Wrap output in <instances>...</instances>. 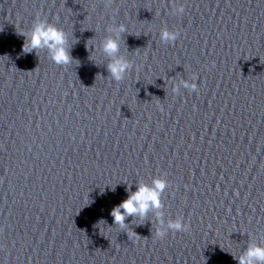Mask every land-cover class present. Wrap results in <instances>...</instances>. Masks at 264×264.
<instances>
[{
  "label": "clouds",
  "instance_id": "9594fccd",
  "mask_svg": "<svg viewBox=\"0 0 264 264\" xmlns=\"http://www.w3.org/2000/svg\"><path fill=\"white\" fill-rule=\"evenodd\" d=\"M177 38L176 33L169 32L167 30L161 33V39L165 41H172ZM66 43L65 34L62 30L43 23L35 25L31 32L28 47L31 49H37L47 47L52 53V59L56 64H67L70 62V55L67 49L64 47ZM104 51L109 55L115 54L119 50L118 43L113 39L105 41ZM129 65L122 59H116L108 65V69L114 79L120 80L128 69ZM187 87L188 85L185 84ZM195 89V85H192ZM162 110V109H161ZM166 184L163 180L156 179L153 181V187L141 184L137 191L132 193L121 204L113 208L112 216L114 222L123 225L125 214L133 215L139 214L145 215L149 208H159L160 192L165 188ZM121 209L124 212H121ZM169 227L174 230L188 231L187 225H182L180 221L171 222ZM159 237H163V232H158ZM264 264V248L258 246H250L246 253L240 258L239 264Z\"/></svg>",
  "mask_w": 264,
  "mask_h": 264
}]
</instances>
